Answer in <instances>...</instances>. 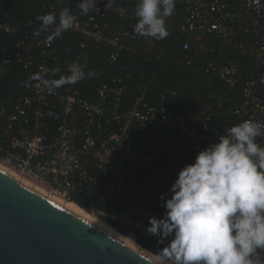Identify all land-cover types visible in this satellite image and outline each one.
Returning <instances> with one entry per match:
<instances>
[{"label": "built area", "instance_id": "obj_1", "mask_svg": "<svg viewBox=\"0 0 264 264\" xmlns=\"http://www.w3.org/2000/svg\"><path fill=\"white\" fill-rule=\"evenodd\" d=\"M64 1L68 0H52L54 4ZM179 1L183 4L178 25L179 33L183 36V49L189 48L192 42H198L204 35L212 34L222 45L249 56V73H243L236 63L208 65V70L226 86L239 88V105L226 108L232 114L231 125L249 119L264 123V0ZM96 3L99 12L76 19L70 29L113 47L110 58L115 60L118 52L126 47V39H136L138 36L133 32L132 22L128 23L127 28L121 26L116 32L105 34L101 20L108 8L104 7V0H96ZM124 12V17L135 19L134 9ZM119 16L123 18L120 11ZM0 31L9 35L17 32V27L1 10ZM45 35L39 43L43 45L39 52L21 54L24 40L20 39L13 53L3 56L1 62L8 64L11 57H15L23 59L26 66L38 59L36 74L49 78L47 73L51 67L46 57L52 54V46L44 43ZM121 82V78H114L110 83L101 84L96 98L89 100L75 91L65 92L61 88L49 94L38 86L39 81H35L33 93L19 98L14 104V114L10 120L23 117L19 124V135L11 138L10 149L0 146V152H3L0 158L4 165L20 175L68 200L74 188V173L91 159L97 169L104 173L99 184L106 194L97 201L112 208V211L102 213L149 235L145 231L148 217H160L164 212L160 195L152 191L164 183L169 188L178 170L192 162L199 149L216 142L217 135L223 134L229 126L222 129L213 124L211 126L208 116L198 121L189 108L180 115H170L162 106L133 107L121 111L120 97L125 90ZM55 103L63 105L65 116L56 134L48 138L43 115ZM31 107L33 119L29 123L27 113ZM75 111L82 115L80 124L75 123L76 118L70 117ZM133 122L137 123L136 130L133 129ZM114 123L116 130L102 136L101 133ZM155 127L166 129L167 137L146 150L140 137ZM169 140L173 141L172 148L163 144ZM257 142L264 145V138H257ZM82 177L94 178L86 172Z\"/></svg>", "mask_w": 264, "mask_h": 264}, {"label": "trees", "instance_id": "obj_2", "mask_svg": "<svg viewBox=\"0 0 264 264\" xmlns=\"http://www.w3.org/2000/svg\"><path fill=\"white\" fill-rule=\"evenodd\" d=\"M76 3L77 0L57 4L52 0H0V10L17 27V32L13 35L0 31V146L5 149H10L11 138L19 135V124L23 117L11 121L10 116L14 114L16 101L33 93L35 81L27 88L23 86V82L36 74L38 59L25 66L21 58L11 57L8 64H3L2 58L13 53L20 39L24 40L21 54L24 55L27 51L39 52L43 46L39 43L44 34L33 38V30L39 27L35 17L48 12H58L68 6L77 19H83L87 15H81L76 10ZM134 5L135 0H116L112 7H108L106 16L101 20L105 34H112L121 26H128L129 22L135 24V19L119 16L121 8L128 12L134 9ZM182 14L183 4L176 0L174 14L166 18L169 32L166 38L162 40L139 36L136 39L127 38L126 47L118 52L115 60L110 58L113 47L95 42L79 32L68 29L61 38L51 42L52 54L46 57L47 61L51 69L59 67L60 74H67L68 65L74 61L86 65L84 67L86 74L92 73L74 85L60 87L65 92L75 91L79 96L93 100L101 84L110 83L114 78H121V83L125 85L120 97L121 111L133 107L162 106L166 113L180 115L189 108L194 119L198 121L208 116L211 126L213 124L220 129L230 126L232 114L226 108L227 106L235 108L239 105V88L226 86L208 70V65L236 63L242 68L243 73H249V56L245 52L241 53L230 46L222 45L212 34L204 35L198 42H192L189 48L183 49V36L178 30ZM32 109L33 107L27 113L29 123L33 119ZM64 116L62 104L55 103L47 108L43 121L48 138L56 134ZM72 116L76 118L75 123L80 124L82 115L75 111L70 114L71 118ZM133 124V129L136 130L137 123ZM116 127L115 123L108 126V130L101 135L106 136L109 131L116 130ZM131 131L133 130L129 132ZM167 134L166 129L155 127L147 135L141 136L140 142L146 146V150H150L157 141L165 140ZM163 144L173 147V141L170 140ZM2 154L3 152H0V156ZM83 172L94 178H83ZM103 175L93 161L88 159L83 163L82 169L74 173V188L69 200L88 211L93 209L97 212L112 211V208L97 201L101 195L106 194L104 187L99 184V179ZM167 189L168 184L164 183L152 192L161 195L166 193ZM108 223L155 255L167 243L158 242L156 237L145 235L128 223L111 218H108Z\"/></svg>", "mask_w": 264, "mask_h": 264}, {"label": "clouds", "instance_id": "obj_3", "mask_svg": "<svg viewBox=\"0 0 264 264\" xmlns=\"http://www.w3.org/2000/svg\"><path fill=\"white\" fill-rule=\"evenodd\" d=\"M116 0H105L112 7ZM176 0H135L133 32L162 40L169 35L166 18ZM81 15L99 12L96 0H77ZM124 16V9L120 10ZM77 17L68 6L37 15L33 38L45 35V44L70 29ZM31 23V22H30ZM86 65L74 61L67 74L54 67L49 78L37 73L23 82L39 81L52 94L91 76ZM58 77V78H57ZM216 142L199 149L192 162L177 172L166 193L160 195V217H148L145 231L158 242L167 241L156 254L158 264H264V123L244 120L229 126Z\"/></svg>", "mask_w": 264, "mask_h": 264}, {"label": "water", "instance_id": "obj_4", "mask_svg": "<svg viewBox=\"0 0 264 264\" xmlns=\"http://www.w3.org/2000/svg\"><path fill=\"white\" fill-rule=\"evenodd\" d=\"M0 264L158 262L0 166Z\"/></svg>", "mask_w": 264, "mask_h": 264}, {"label": "bare ground", "instance_id": "obj_5", "mask_svg": "<svg viewBox=\"0 0 264 264\" xmlns=\"http://www.w3.org/2000/svg\"><path fill=\"white\" fill-rule=\"evenodd\" d=\"M0 166L5 168L6 170H8L9 172L13 173L14 175H16L17 177L21 178L22 180L36 186L37 188H39L40 190L44 191L45 193L49 194L50 196L54 197L55 199L61 201L62 203L66 204L67 206L71 207L72 209L76 210L77 212H79L80 214L84 215L85 217L89 218L90 220H92L93 222L97 223L98 225L102 226L103 228L109 230L110 232L114 233L115 235L121 237L122 239L126 240L127 242H129L130 244H132L133 246H135L137 249H139L140 251H142L143 253H145L146 255H148L149 257H151L152 259H154L156 261V255L153 254L152 252H150L149 250H146L144 248H141L140 246H138L137 244H135L129 237H127L126 235H124L123 233L119 232L118 230H116L114 227H112L111 225H109L108 223H106L105 221H103L101 218H99L97 215H95L94 213L86 210L85 208L79 206L77 203H75L74 201L68 200V199H64L63 197H61L58 194H54L51 192H48L41 184L23 176L20 175L18 172H16L14 169L2 164L0 162Z\"/></svg>", "mask_w": 264, "mask_h": 264}, {"label": "rangeland", "instance_id": "obj_6", "mask_svg": "<svg viewBox=\"0 0 264 264\" xmlns=\"http://www.w3.org/2000/svg\"><path fill=\"white\" fill-rule=\"evenodd\" d=\"M0 162L1 158H0ZM3 164V163H2ZM48 191V190H47ZM49 192V191H48ZM65 199V198H64ZM90 212L94 213L95 215H97L99 218H101L103 221H105L106 223H108V217L106 214H103L102 212H97L95 209L91 210ZM109 224V223H108ZM110 225V224H109Z\"/></svg>", "mask_w": 264, "mask_h": 264}]
</instances>
